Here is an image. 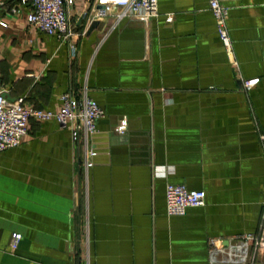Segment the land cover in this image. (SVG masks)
I'll use <instances>...</instances> for the list:
<instances>
[{
  "label": "crops",
  "instance_id": "crops-1",
  "mask_svg": "<svg viewBox=\"0 0 264 264\" xmlns=\"http://www.w3.org/2000/svg\"><path fill=\"white\" fill-rule=\"evenodd\" d=\"M17 2L0 7L4 98L54 111L63 93L85 91L104 117L86 174L82 149L55 120L30 121L21 144L0 152V264H210L211 238L259 232L264 0L229 4L236 66L207 0H158L156 17L118 23L85 20L92 0H73L74 54L29 26L26 9L13 13ZM167 184L204 191V205L168 216ZM252 253L264 264V249Z\"/></svg>",
  "mask_w": 264,
  "mask_h": 264
},
{
  "label": "built area",
  "instance_id": "built-area-1",
  "mask_svg": "<svg viewBox=\"0 0 264 264\" xmlns=\"http://www.w3.org/2000/svg\"><path fill=\"white\" fill-rule=\"evenodd\" d=\"M236 0H207L208 9L215 20L219 40L225 52L230 56L233 66L237 63L233 57L232 42L229 36L227 20L230 10L229 4ZM73 0H18L12 8L13 13L26 9V22L40 33L55 36L61 42L71 44V52L75 49L72 40L75 34L69 24L68 12ZM115 9H118L115 11ZM158 14V0H92L90 7L83 12L82 17L87 21L101 20L113 17L115 23L126 17L142 19L154 18ZM173 14L167 15L171 21ZM5 26V23L1 22ZM258 83V78L242 81L243 90H249ZM58 110H45L25 106L24 98L7 101L0 90V152L15 148L21 144L28 132L30 121L45 122L55 120L69 131L72 142L81 148L83 158L81 167L86 174L93 166L94 151L89 148L88 138L97 133L96 123L104 117L102 108L92 100L85 91L79 97L72 92H65L59 97ZM126 123L122 121L114 132L123 134ZM258 140L264 158V133L258 132ZM205 192L202 190H188L179 184H167L165 187V206L168 216H182L187 208L204 205ZM264 208V202H263ZM21 240V235H11L9 247L15 250ZM223 240L211 238L209 240L210 264H256L254 251L264 249V211L260 216L259 232L246 233L233 237L222 244Z\"/></svg>",
  "mask_w": 264,
  "mask_h": 264
},
{
  "label": "water",
  "instance_id": "water-1",
  "mask_svg": "<svg viewBox=\"0 0 264 264\" xmlns=\"http://www.w3.org/2000/svg\"><path fill=\"white\" fill-rule=\"evenodd\" d=\"M8 2H9V0H8V1H5V2H2V3L0 4V7L6 5Z\"/></svg>",
  "mask_w": 264,
  "mask_h": 264
},
{
  "label": "trees",
  "instance_id": "trees-1",
  "mask_svg": "<svg viewBox=\"0 0 264 264\" xmlns=\"http://www.w3.org/2000/svg\"><path fill=\"white\" fill-rule=\"evenodd\" d=\"M8 3H9V2H8ZM8 3H7V4H8Z\"/></svg>",
  "mask_w": 264,
  "mask_h": 264
}]
</instances>
